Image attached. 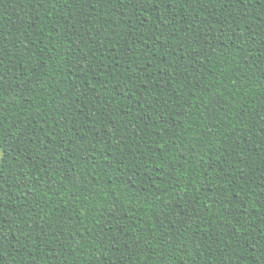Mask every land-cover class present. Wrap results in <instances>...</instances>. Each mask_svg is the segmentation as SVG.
<instances>
[{
	"label": "trees",
	"instance_id": "obj_1",
	"mask_svg": "<svg viewBox=\"0 0 264 264\" xmlns=\"http://www.w3.org/2000/svg\"><path fill=\"white\" fill-rule=\"evenodd\" d=\"M0 264H264V0H0Z\"/></svg>",
	"mask_w": 264,
	"mask_h": 264
}]
</instances>
